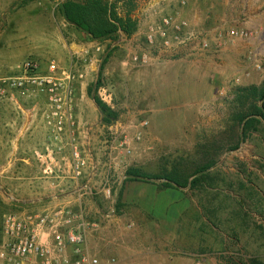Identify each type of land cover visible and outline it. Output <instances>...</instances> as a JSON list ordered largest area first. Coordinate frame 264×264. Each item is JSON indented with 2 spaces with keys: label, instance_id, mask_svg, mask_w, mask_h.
<instances>
[{
  "label": "rangeland",
  "instance_id": "rangeland-1",
  "mask_svg": "<svg viewBox=\"0 0 264 264\" xmlns=\"http://www.w3.org/2000/svg\"><path fill=\"white\" fill-rule=\"evenodd\" d=\"M63 1L0 0V76L14 74L16 66L28 58L38 60L43 73L55 61L57 77L66 79L70 70L76 76L73 143L60 141L65 136L70 139L68 133H53L57 143L0 150V169L5 156L18 157L10 171L0 175V240L5 213L41 212L54 197L68 190L74 198L83 194L87 199L88 233L103 219L121 216L127 225L128 212L133 223L132 243L137 241L136 247L146 251L160 250L153 264H230L223 250V235L204 223L200 196L192 191L203 189L165 187L163 179L125 180V172L136 167L158 174L176 162L193 170L207 160L198 152L202 146H214L218 148L213 156L217 163L211 176L218 178L213 188L205 190L226 191L231 185L238 188L240 178L254 181L264 190L263 132H253L239 142L234 119L238 112L236 89L264 81V0H186L185 4L182 0H136L132 15L137 20L151 4L162 14L182 16L191 29L208 39L206 49L198 44L202 38L174 48H150L144 40V23L150 18L142 19L140 30L130 37L91 40L63 18L58 9ZM196 5L203 11L200 18L195 15ZM228 29L244 34L222 38L221 33ZM74 42H81L86 50L74 52L70 47ZM144 53L149 55L148 63L133 59ZM102 85L114 92L111 108L119 112L110 124L103 123V114L89 93L93 86L98 96ZM22 101L31 105L28 99ZM45 107L52 108L46 97ZM144 120L148 121L145 127L141 125ZM111 126L125 130L131 151L115 149L109 183L112 196L107 197L103 190ZM261 127L264 129V122ZM238 142V148L229 149ZM75 158L85 161L79 175ZM123 195L131 198V207ZM219 198L212 206L231 207L226 199L219 203ZM226 213L223 209L222 215ZM241 237L250 254L261 258L264 233L251 227ZM99 246L95 241L88 244L92 256ZM114 254L107 252L110 259Z\"/></svg>",
  "mask_w": 264,
  "mask_h": 264
},
{
  "label": "built area",
  "instance_id": "built-area-1",
  "mask_svg": "<svg viewBox=\"0 0 264 264\" xmlns=\"http://www.w3.org/2000/svg\"><path fill=\"white\" fill-rule=\"evenodd\" d=\"M182 4L186 0L181 1ZM153 4L141 12L138 20L139 30L142 19H149L144 23V40L150 48H174L185 45L192 39H200L198 44L208 48L209 41L194 29L190 28L189 21L175 14H162ZM154 17L157 19L153 20ZM244 34L235 29H228L221 33L222 38ZM133 59L146 64L149 55H134ZM58 66L52 61L48 71H41V63L28 58L18 64L12 75L0 76V104L8 102L21 108L22 99L46 97L48 107L45 110L47 124L54 133L69 134L68 143H73L72 137L75 127L73 114V96L75 92V74L70 70L66 79L57 77ZM64 73H66L64 71ZM82 76V75H81ZM99 98L108 106L113 107L114 92L108 86L102 85L98 89ZM148 121L141 125L145 127ZM122 129V128H121ZM118 126L110 127V145L108 155V174L105 179L103 192L107 197L112 196L110 172L115 160L114 151L121 147L130 152L129 138L125 130ZM137 139H140L138 134ZM76 157L79 154L75 153ZM76 159V158H75ZM81 164L76 159L75 170L79 175ZM88 226L83 206L72 207L66 203L48 205L41 212L19 213L9 211L4 214L2 221V239L0 241L1 264H98L97 257L92 256L88 247ZM72 247V255L69 248Z\"/></svg>",
  "mask_w": 264,
  "mask_h": 264
},
{
  "label": "trees",
  "instance_id": "trees-1",
  "mask_svg": "<svg viewBox=\"0 0 264 264\" xmlns=\"http://www.w3.org/2000/svg\"><path fill=\"white\" fill-rule=\"evenodd\" d=\"M135 7L136 0H65L59 4L58 9L68 23L89 39L104 42L116 41L121 35L130 37L138 30V20L132 15ZM109 55L110 53L105 58ZM100 82L101 79L98 83ZM89 93L103 114V123L110 124L119 117V112L93 93V86L89 87ZM234 105L238 111L235 112L234 119L238 125L239 142L257 131L263 132L264 138V129L261 127L264 122V81L259 85L239 86L235 92ZM239 142L229 149L238 148ZM213 147L202 146L198 152H203L207 160L199 163L193 170H188L177 162L158 174L129 167L125 172V180L163 179L162 185L165 187L203 189L192 191L200 196L199 205L204 223L223 235V250L227 261L230 264H264V260L250 254L242 245L241 237L251 227L264 233V190H259L254 181H246L244 178H240L238 188L231 185L226 191L205 190L207 187L213 188L214 181L218 178L211 176V168L217 163V159L213 157L214 152L218 151V148ZM219 197V203L226 199L231 207L223 208L222 204L212 206ZM223 209L227 211L226 216L222 215Z\"/></svg>",
  "mask_w": 264,
  "mask_h": 264
},
{
  "label": "crops",
  "instance_id": "crops-1",
  "mask_svg": "<svg viewBox=\"0 0 264 264\" xmlns=\"http://www.w3.org/2000/svg\"><path fill=\"white\" fill-rule=\"evenodd\" d=\"M195 2L200 3L202 0H196ZM195 12V15L199 16V18L203 16V11L200 9L199 5L195 6ZM70 47L74 52L79 53L86 50V46L81 42H74ZM23 101L21 108H17L8 102L0 104V150L2 147H13L16 150L21 146L57 143L53 138L54 131L52 127L44 122L46 110L45 97L41 96L28 100V102H31V105H25ZM92 103L97 109L98 106L94 100H92ZM60 141L68 143L69 138L65 136L60 139ZM5 157L7 159L0 169L1 176H3L4 173H8L10 167L16 163L18 159L16 156L10 159H8V155ZM17 173L19 174L21 171H17ZM69 193L68 190H63L62 193L58 194L59 197L56 196L50 201L49 205L66 203L75 208L79 206H83L84 209L87 208V199L83 197V194H78V197L74 198ZM125 194H127V191ZM123 201H125L127 206L131 207V198L129 196L126 199L123 195ZM92 202L97 205L99 210L103 211L102 206L97 203L94 198H92ZM134 206H137V204H134ZM142 208L145 209L144 207ZM126 217L129 218L127 225L123 223L124 221L121 216L109 220L103 219L99 223H94V230L88 233V244L91 245L94 241L101 244V246L97 247L94 257L98 256L101 264H153L157 261L156 258L160 250L151 249L146 251L143 248L136 247L137 241L133 240V243L131 241V226L133 224H131V215L127 212ZM143 245L145 244L143 243ZM69 251L72 255V247L69 248ZM108 251L115 252L116 254L110 259L107 255ZM260 256L263 260L264 253H260ZM110 260L112 261L110 262Z\"/></svg>",
  "mask_w": 264,
  "mask_h": 264
}]
</instances>
